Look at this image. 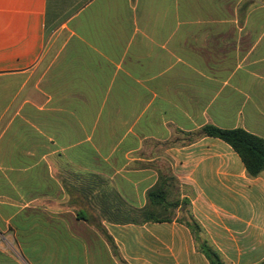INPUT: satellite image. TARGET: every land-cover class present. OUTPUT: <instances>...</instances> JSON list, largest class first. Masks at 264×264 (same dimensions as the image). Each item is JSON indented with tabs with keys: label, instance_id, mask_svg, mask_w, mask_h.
Listing matches in <instances>:
<instances>
[{
	"label": "crops",
	"instance_id": "1",
	"mask_svg": "<svg viewBox=\"0 0 264 264\" xmlns=\"http://www.w3.org/2000/svg\"><path fill=\"white\" fill-rule=\"evenodd\" d=\"M205 126L264 140V0H0V264H210L184 201L264 263V172Z\"/></svg>",
	"mask_w": 264,
	"mask_h": 264
},
{
	"label": "trees",
	"instance_id": "2",
	"mask_svg": "<svg viewBox=\"0 0 264 264\" xmlns=\"http://www.w3.org/2000/svg\"><path fill=\"white\" fill-rule=\"evenodd\" d=\"M200 136L218 138L230 145L240 156L250 177H258L264 172V140L262 138L243 129L226 130L214 126L203 127ZM158 190L159 188L148 194L150 201L159 194ZM187 205L188 202L184 201L182 221L190 229L199 251L206 256L210 264H224L220 255L202 237V230L193 219L190 210L186 208ZM109 243L117 254L116 247L110 238Z\"/></svg>",
	"mask_w": 264,
	"mask_h": 264
},
{
	"label": "rangeland",
	"instance_id": "3",
	"mask_svg": "<svg viewBox=\"0 0 264 264\" xmlns=\"http://www.w3.org/2000/svg\"><path fill=\"white\" fill-rule=\"evenodd\" d=\"M128 218L140 219L141 217L140 216H135V217H128ZM0 251L6 252L7 254L12 255V256H14L17 259H20V257H21V252H20L19 247H17V245L13 246V244H10V243L4 244V245H0Z\"/></svg>",
	"mask_w": 264,
	"mask_h": 264
}]
</instances>
